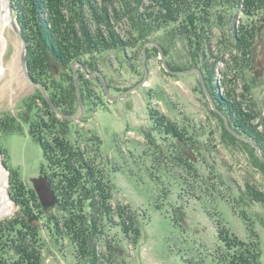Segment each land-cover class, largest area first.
Returning a JSON list of instances; mask_svg holds the SVG:
<instances>
[{
  "label": "rangeland",
  "instance_id": "rangeland-1",
  "mask_svg": "<svg viewBox=\"0 0 264 264\" xmlns=\"http://www.w3.org/2000/svg\"><path fill=\"white\" fill-rule=\"evenodd\" d=\"M121 1L86 0V10L82 13L84 18L78 14L79 10L75 5L70 8L68 2L64 1L66 5L62 1L63 6L61 0H51L52 4L45 0L39 11L42 12L41 16L46 20L45 25L50 29L54 44H57L56 48L60 51L61 40L56 38L55 31L57 29L60 34L59 23L63 21L61 14L69 16L73 12L78 17L79 28H83L81 25L86 21L92 42L96 38L98 26L102 35L108 36L110 44L108 47L96 38L100 46L94 44L92 52L81 53V59H90L89 63L97 65L98 69L84 67L81 59L80 63H73L79 105L74 106V116L57 111L60 118L74 120L71 126L74 130H82L85 139L90 137V140H94V135L98 136L105 157H94L95 161L90 159L85 163L86 167L92 168V172L96 174L105 175L110 183L115 180L118 185L111 203L115 215L124 214L122 218L126 224L120 226V216H115L113 225L112 220L108 221L101 216L105 219V229L101 225L105 235L102 236L103 243L100 244L97 258L103 262L104 255H107V259H111L107 264H219V257H222L223 252H238V247L233 250L229 245L230 242L236 241L234 239L252 241V223L257 230L261 247L256 264H264V203L245 201L246 213L251 218L248 221V216L246 218L242 208L238 206L242 199L240 193L247 192L248 187L252 188L253 196L254 193L256 197L262 196L264 167H258L255 157L264 160V154L254 140L250 138L260 151H257L250 141L229 129L231 127L237 131L217 103L226 102L228 114L234 112L245 129L255 131V136L264 145V22L256 31L254 39L244 37L238 41L241 44L239 43L237 48L234 47L233 34L240 35L242 26L253 24L254 20L248 18L243 10L229 12L224 27L208 26L205 31L201 29L200 33L205 42L201 45L202 50L199 51L198 57L194 54V48L190 47L196 42L191 28L181 30V33L179 25L170 22V29L175 27L176 35H169L173 41L171 47L168 46L169 52L165 53L161 44L165 41L166 31L170 29L154 27L153 31L146 35L148 39L144 40L134 25L141 22L144 26L151 23L157 26L153 21L154 16L147 10L153 9L156 13L158 3L142 0L139 7L135 0H124L123 4ZM28 2L30 3V0L11 2L14 9L12 16L21 35L10 21V14L6 9L8 22L2 30L0 29V33L6 38V46L0 45L2 65L5 69L0 77V149L8 167L6 193L7 196L9 193L8 197L14 204V209L1 217L0 222L20 213L21 205L14 196L19 195L20 198L23 191L32 189L39 198L35 179L38 182H43V178L47 179L55 191L50 177L41 170L45 163L43 150L31 137L29 130L31 125L34 126V131L39 129L37 124L43 119L40 108L43 104L48 108L46 100L52 101L48 95L45 96L47 82L49 81V89L61 88L58 94L67 99L65 92L68 93L67 88H71L73 84L72 77L65 78L63 71L58 68L50 70L47 67L49 59L41 50V41L39 43L38 35L29 30L30 19L34 16L32 17L33 11L30 12ZM4 3L5 1L3 7ZM196 10L198 9L195 8L194 11ZM53 13H56L58 18L56 23H52ZM231 16H235L234 21L229 20ZM211 17L218 19L217 14H212ZM111 31L115 36L119 34L118 38L126 41L128 48L123 46L124 51L119 49L122 52L115 50ZM81 34L83 38L87 37L82 29ZM23 39L27 47V65L30 59L33 66L35 65L32 77L35 82L42 84V87L31 83L24 73ZM227 39L228 42L232 41L230 48H226ZM134 43L138 44L136 49L133 47ZM66 52L67 49H64L63 54ZM30 53L34 56L29 57ZM48 56L51 55L48 53ZM241 60L246 61V68H243ZM194 62L199 66H190ZM169 63H173L177 68L182 67V70L171 69ZM82 72L91 79L90 86L88 85L91 93L86 94H91L92 98L87 105L82 96L85 87L80 83ZM205 74L209 75L210 82L206 80ZM202 77L220 112L213 107L210 95L202 83ZM61 78L67 80L63 81ZM50 105L56 109L54 102ZM212 111H215L222 121L215 118ZM163 115H167L169 119H164ZM83 118L87 121H82ZM27 119H31V122L28 123ZM156 120L164 124H179L181 128L182 123H186L194 127V130L204 129L195 131L196 136L200 133L203 139L201 152H197L196 156L200 162L198 166L183 158V154L177 153L178 157H171L168 149L171 150V146H175L173 140L158 137L156 141L146 135L152 131ZM75 123H78L77 128ZM161 146L165 150L163 154H159L158 149ZM152 158L157 161L154 159L153 162ZM94 162L101 168H97ZM150 167L157 169L156 174L162 167L167 169L168 175L163 174V177L159 178L161 182L157 180L160 185L154 183L156 180L152 182L143 171ZM211 186L217 188V193L211 194ZM191 191L197 192V195L193 196ZM39 202L45 211L56 206L46 209L40 198ZM253 210L257 211V216L250 215ZM92 216L98 224L103 220L101 217L99 220L95 219V213ZM37 217L39 218L35 222L40 224L41 210ZM133 217L138 224L132 222ZM220 230L228 239V249L224 245L225 242H220ZM46 240L47 246L43 249L46 264H74L77 261L75 247L69 240H54L48 235ZM118 244L120 247L116 251V257L113 252ZM101 262L96 261L95 264H102Z\"/></svg>",
  "mask_w": 264,
  "mask_h": 264
},
{
  "label": "trees",
  "instance_id": "trees-1",
  "mask_svg": "<svg viewBox=\"0 0 264 264\" xmlns=\"http://www.w3.org/2000/svg\"><path fill=\"white\" fill-rule=\"evenodd\" d=\"M44 1L45 0H30V3L28 2L30 12L32 13L33 11L32 17L34 16V18L30 19L31 24L29 30L34 31L38 35L37 39L39 40V43L41 41V50L43 51L44 55L47 56V58L49 59V64H47V67H49L50 70H53V68H58L60 71H63L62 73H64V76L66 75L65 78L70 77L71 79L72 77V87L67 88L68 93L65 92V94H67L68 96V99L61 98V96L59 95L60 93L58 94L61 88L57 90L56 88L54 89V87L53 89L50 87L51 89H49V81L45 86H47V95L55 103L58 109L67 116H74V106L77 104L79 105V97L77 94L78 92L76 90L77 88L75 87L76 85L73 75V63H80V61L82 60V65L84 67L98 69L97 65L91 62L89 63L90 59H81V53L88 54L89 52H92L94 44H97V47H99L100 44L97 39L109 47L110 44L108 41V36L106 34L102 35V30L97 26V32L95 33L97 39L95 38V40H93L94 42H92V40L90 39L91 37L89 36L90 31L86 25V21H83L81 25V27L83 28H79V20L77 21L78 17L74 14V12L69 16H63V14H61L58 10L63 17V21H61V24L59 23L60 28H58V32L60 31V34L57 33V29L55 31L56 38L61 40V42H59V45L62 47V50L60 51L56 48L57 44H54L53 36L51 34L50 29L47 25H45L46 20L42 18V13L39 12L41 7L44 6ZM49 1L51 3V0ZM62 1L64 4H66L65 2H68L70 8L75 5V7L79 10L78 14H81L84 18V14L82 13L86 10V0H61V3ZM122 1L121 4L124 3V0ZM135 1L138 3L139 7L140 5H142V0ZM152 1H156L159 7H157V11L155 10L156 13L153 9H148L147 11L154 16L155 19L153 21L157 23V26H155L154 23H151L146 26H144L141 22L139 24H134L139 30L141 38L147 40L148 38L146 37V35L149 34V32L153 31L154 27L155 29H160L164 27L170 29V22L178 24L180 31L185 30L186 28H191V33H193L196 42L194 46L191 45L190 47L194 48V54H196L195 56L197 57L199 51L202 50L201 45H203L205 42L202 34L200 33L201 29L202 31H205V28L208 26L211 28H219L220 26L221 28L224 22L228 21L226 19L227 14H229V12L232 13L235 10H238L240 12L241 10H243V12L245 13V15H247L248 18H252L251 20H254L253 24H247L245 27L242 26L241 32L239 33L240 35H237V33H235V35L233 34L234 37L232 36V39L234 42V47L237 48L240 43L238 41L244 39V37H247L249 39L251 38V40L254 39L256 36V31L259 30V28L261 27V23L264 22V0ZM241 5L243 9L241 8ZM217 6L222 8H218ZM195 8L198 10L194 11ZM187 13H189L188 16ZM212 14H217L218 19H212ZM205 16L207 17L201 19ZM52 17L53 20L55 19L54 21L52 20V23H56V21L58 20L56 13H53ZM196 17L200 19H197ZM234 19L235 16H231L229 20L234 21ZM81 29L82 31H84L87 37H82ZM182 32L183 31H181V33ZM181 33L179 36H181ZM169 35H171V37H175V27H172L170 30L166 31V36L164 37L165 41L163 42V44H161L164 47L162 48L164 49L165 53L169 52L168 46L171 47V42L173 41L172 38L170 40ZM118 36H115V33H112L111 38L114 48L115 50L122 49L124 51L123 46L128 48V45H125L128 43L126 41V43L123 42L120 37L118 38ZM174 41L176 43V40ZM231 42L232 41L228 42V39L226 40V43L228 44L226 48H230V46L233 45ZM137 46L138 44L136 43L135 46H133L134 49H136ZM45 49L47 50V53ZM64 49H67L66 54H63ZM119 51L122 52L121 50ZM48 53L53 56V58L51 56H48ZM31 56H34V54L30 53L29 57ZM242 61L243 60H241V63L244 66L243 68H246V61ZM172 64L173 63L168 64L171 69L182 70L180 69L182 67L177 68L176 66H174V64ZM28 65L29 69H31L30 73L32 74V70L33 68H35V65L33 66V63L30 59ZM190 66L198 67L199 65L197 62H194V64ZM65 78L61 79L63 81H66L67 79ZM205 78L208 82L211 81V79H209V75L205 74ZM63 81L61 83L62 87ZM90 82L91 79L88 78L86 74H84V72L80 73L81 86L85 87L82 90V96L86 105L87 102L91 101L92 98L91 94H86L91 93L89 87ZM209 85L212 84L209 83ZM46 101H48V104H46V107L48 106V108H45L44 104L43 107L40 108V113L43 112V119H41L37 124L39 129H36L34 131V126L31 125V130L29 131L31 137L39 143L43 150L45 163L43 164L41 170L43 174H46L50 177L53 183V187L56 191L58 198L57 204L54 208L45 211L44 207L39 202L37 193L32 189H26L25 191H23L20 195V198L18 197L19 195L14 196V198L18 199L19 204L21 205V210L20 213H18L15 217L0 222V264H46L45 257L43 254V249L45 246H47L46 235L51 236L52 238H54V240H59L60 238H63L65 240H69L72 243V246L75 247L76 250L75 255L77 256V261H75L74 264H95L96 261L101 262V260L99 261V257L97 254H99L98 250L100 244L103 243V237L105 235V219L103 218H106L108 221L112 220V224L115 220V216L117 218L120 216V224H122L120 226H124V224H126L123 221L124 214L121 215L122 213H117L115 215L114 207L111 203V199H113L114 197V191L117 189L116 187H118V185L116 184L115 180H111L112 182L110 183L109 179H107L105 175H100L99 173L96 174L92 172V168L90 169L86 167L85 163H87V161H90V159L95 161L94 157H105V153L102 147L103 145L101 143V140L98 139V136L94 135V140H90V137L88 139H85L84 134H82V130H79V132L76 129L74 130L71 126L73 124L72 122H75L74 120L71 121L69 119L60 118L58 116L57 109H54L50 105L49 100ZM217 103L220 104L221 108L219 109L226 113L234 128L238 132L254 140L259 145L261 151H263L264 154V145L255 136V131L253 132L250 129V131L245 129L243 123L236 118V115H234V112L232 114H228V112L226 111L228 109V104L226 102L224 103V101H217ZM212 114L215 118H218L220 121H222V118L218 116L215 111H212ZM163 117L164 119H169L167 115H163ZM82 121H85V119L83 118ZM27 122H31V119H27ZM75 124L76 125L74 126L77 128L78 123ZM155 124L156 125H153L154 127H152V131L150 133L146 134L144 132V134H146L150 138L152 137L156 141L158 140V137L173 140V142H175V146H171V150L168 149V152H170L171 157L176 158L178 157V154H183V158L188 159L191 163H196L198 166L200 162L196 156L197 152H201L203 145L201 142L203 139L200 137V133H198V136H196L197 133L195 131L200 132V130L204 129L194 130V127L192 128L189 126V124L186 123H182L183 127L181 128L179 124L171 122H169V124H164L158 120H156ZM193 130L194 133L192 134ZM158 150L159 154L161 152L163 154V152L165 151L163 146H161ZM154 151L153 153H155ZM154 159L155 158H152L153 162L156 160ZM255 159L258 162V167L259 165H262V167H264V160H260L258 156H256ZM104 161H106V163H110V161L108 160ZM94 164L97 168H101V166L99 167L96 162H94ZM160 169L158 174H156L157 169L155 168L154 170V167H150L148 168V170L144 169L143 171L147 174V176L152 182L156 180L154 183L160 185L157 180H160L161 182L162 180L159 178L163 177V174H167L168 172L167 169H165L164 167H162L164 171ZM211 188L213 189L211 194L217 193L215 192L217 191V188L215 186H211ZM15 190L17 191L16 187ZM196 193L197 192L191 191L190 194L195 196L197 195ZM252 193L253 190L250 187H248L247 192L242 191L240 193L242 202L239 201L238 206L242 208V212L244 216L246 215V218L248 216V213H246L247 209L246 204H244L245 201L250 203L254 202L256 204L264 203V192L262 193L261 197H256L255 193L253 196ZM40 210L42 212V218L39 220V224L35 221L37 218H39L37 217V213ZM178 211L180 212V210ZM133 212H135V210H133ZM94 213L95 219L97 218L98 220L103 215V218L101 217V219L103 220L99 222V224L96 220H93L92 218V215H94ZM250 215L252 217L253 215L257 216V211H251ZM250 219L251 218L248 216L246 220L248 221ZM132 222H136V224H138L134 217L132 219ZM129 227L130 226H128V228ZM250 231V236L252 239V241H250L251 243L243 242L242 240H238L237 238L234 239L236 241L230 242L229 245L233 250L238 247V252L236 251L238 254L232 253V251L223 250L225 252H223L222 257H219L221 260V262L218 261L219 264L257 263V257L258 253L260 252L259 249L261 247L257 230L255 229V225H253L252 223ZM124 232H127L125 228ZM219 233L220 242H225L224 245L225 247H227L228 244L226 243L228 242V239L223 236L221 230L219 231ZM255 236H257V238ZM119 247L120 244L114 247L115 252L113 253L116 257V251H118ZM109 254L112 255L111 252H109ZM104 257L105 261L101 262L102 264H107V262L111 261V259H107V255H104Z\"/></svg>",
  "mask_w": 264,
  "mask_h": 264
},
{
  "label": "water",
  "instance_id": "water-1",
  "mask_svg": "<svg viewBox=\"0 0 264 264\" xmlns=\"http://www.w3.org/2000/svg\"><path fill=\"white\" fill-rule=\"evenodd\" d=\"M8 2H9V5H10L11 12L13 13L14 9H13V6L11 4L12 0H8ZM12 22H13V25H14L16 31L19 33V35H21V31H20V29H19V27H18V25H17V23H16L14 18H13ZM23 45H24V47H23L24 50L22 52V65H23L24 73L26 74L27 78L31 81V83L37 84L40 87H42V84H39V83L34 81L33 77L31 76V73L29 72L28 65H27V53H26L27 47H26V42H25L24 39H23ZM165 66L167 67V64H165ZM169 71H171V70H169ZM145 73L147 75V69H146ZM202 83L204 85L205 90L207 91V94L210 95L209 91L206 88V85H205L203 77H202ZM106 89L108 90L107 86H106ZM45 96L47 97V94H45ZM80 98H81V96H80ZM209 99H210L213 107L220 112V110L215 105V102H214L213 98L211 97V95L209 96ZM80 101H81V107H82V110H83L82 99ZM50 103L53 105L52 101H50ZM55 108L59 112V109L56 106H55ZM229 129L231 131H233L235 134H237L239 137L250 141L256 147L257 151H260L259 147L250 138H248L247 136H245V135H243L241 133H238L237 131H235L231 127H229ZM0 169H1V171L4 174L6 172H8V167H7V165H6L5 161H4V157H3V154H2L1 151H0ZM34 181H35V188H36V190H38L40 198H41V201L44 204L45 208L49 209L51 207H54L55 204L57 203V198H56L53 190L51 189V185H50L49 181L47 179H45V178L42 179L43 182H38L36 179Z\"/></svg>",
  "mask_w": 264,
  "mask_h": 264
},
{
  "label": "bare ground",
  "instance_id": "bare-ground-1",
  "mask_svg": "<svg viewBox=\"0 0 264 264\" xmlns=\"http://www.w3.org/2000/svg\"><path fill=\"white\" fill-rule=\"evenodd\" d=\"M4 1H5V3H4L5 7L2 6ZM4 1L0 0V19H1L0 20V29L1 30L3 29L4 25L8 22L7 21L8 17L6 15L5 9L9 12L8 14H10L9 15L10 21L13 20L12 12L10 11L11 9H10L9 2H8V0H4ZM1 44H3L4 47L6 46V38H5L3 33H0V45ZM4 72H5V69H4V66L2 65V53H0V77L4 74ZM0 151H1V149H0ZM7 177H8V172H6L4 174L0 169V218L9 214L14 209V204L8 197L10 195L8 193V196H7V193H6ZM51 189L53 190L52 187H51ZM53 192L55 194L54 190H53ZM38 194H39V192H38ZM55 196H56V194H55ZM39 198H40V195H39ZM56 198H57V196H56ZM40 200H41V198H40ZM57 200H58V198H57Z\"/></svg>",
  "mask_w": 264,
  "mask_h": 264
}]
</instances>
